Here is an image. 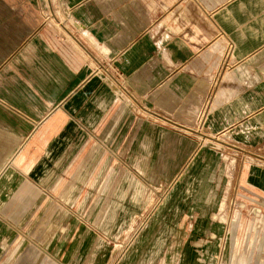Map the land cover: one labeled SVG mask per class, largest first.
Masks as SVG:
<instances>
[{
    "label": "rangeland",
    "instance_id": "rangeland-1",
    "mask_svg": "<svg viewBox=\"0 0 264 264\" xmlns=\"http://www.w3.org/2000/svg\"><path fill=\"white\" fill-rule=\"evenodd\" d=\"M116 1L0 0L2 137L13 127L28 142L48 113L62 112L64 100L97 72L99 84L114 93L95 129L78 110L70 113L84 138L74 137L69 158L47 185L15 170L0 196V264H182L186 246L194 264H264V192L247 184L251 169L264 174V44L256 67L247 59L246 74L242 67L231 72L232 45L224 40V50H213L221 35L207 20L210 0H181L177 9L171 3L165 10H149L169 16L166 21L156 18L137 27L149 39L150 53L132 63L137 72L130 74L131 43L118 39L133 28L118 23ZM180 40L188 46L175 58L170 47ZM44 59L56 73L64 75L61 65L86 76L58 104L39 96L40 108L27 102V93L36 94ZM86 106L96 103L86 101L79 109ZM109 126L115 138L102 137ZM145 126L153 130L151 152L138 166L135 150ZM95 145L111 150L102 151L89 181L77 183L73 174ZM8 150L0 141V172L9 163ZM174 154L181 159L166 179L163 159ZM26 157L22 154V161ZM14 159L11 155V164ZM29 159L21 165L24 172L34 156ZM87 172L80 171L79 178ZM113 172L103 191L102 179L108 181ZM198 179L214 190L217 207L206 211L207 228L194 232L201 214L193 194ZM71 183L65 202L60 194ZM44 194L50 197L48 207ZM152 230V244L144 245Z\"/></svg>",
    "mask_w": 264,
    "mask_h": 264
},
{
    "label": "crops",
    "instance_id": "crops-1",
    "mask_svg": "<svg viewBox=\"0 0 264 264\" xmlns=\"http://www.w3.org/2000/svg\"><path fill=\"white\" fill-rule=\"evenodd\" d=\"M173 4V8L177 9V6H182L181 0H117L112 9L117 11L116 16L118 23L121 25L132 26V32L127 34H121L118 41L130 42L131 45L128 46V53L126 55L127 62L126 72L132 73L137 72L136 66H133V62H140L149 55L150 50L148 49L147 42L149 39L145 37L143 30L137 27L147 26L153 22V19H161L166 21L169 16H163L162 13L156 12L150 13V9L165 10L169 4ZM218 3H221L218 5ZM116 4V5H115ZM207 10L211 11L207 17L209 25L215 28L220 39H217L213 50L220 51L224 50V40L232 45V58H234L235 65L231 72L236 67H242V70L246 74V62L249 65L256 67V61L259 58V52L261 51L264 44V0H210L206 4ZM138 29V30H135ZM209 34V32L206 31ZM167 35V34H165ZM164 35V36H165ZM188 46L187 44L174 41L173 45L170 47L171 52L175 58L180 57V51ZM192 48L188 49L189 56L191 54ZM248 59V60H247ZM247 60V61H246ZM144 61V60H143ZM260 66V62L257 63ZM59 65V64H58ZM246 66V67H245ZM60 68L64 72V75L56 73L48 63L47 60L41 61V66L39 70H45V74L37 75V85L36 94L27 93V101L30 104H36L38 107H43L39 96L46 99L47 101L56 100L57 104L62 101L86 76V73H80L74 75L68 69H64L61 65ZM260 69V67H259ZM47 71V73H46ZM262 71V69H261ZM264 73V69H263ZM102 78L100 72L94 74L92 78L85 80V82L79 87L77 92L70 96L67 100L63 102L62 112H57L53 115L48 113L47 120L35 133V135L28 142H24V139L20 137L18 132L11 127L8 132L4 134V137L0 135V141H3L8 145L9 150V163L4 164L1 167L0 172V196L3 189L6 187L7 183L14 179L15 170L20 169L22 175L30 177L35 183L42 185H47L53 177H55V170L60 168L65 159L69 158L71 147L76 144L74 137L77 136L78 139L84 138L83 133L79 132V127L73 121L70 113L79 111V117L84 120L85 124L90 128H97L102 121L103 113L107 112L110 104L113 102L114 93L109 90L105 85H100L99 80ZM92 94L94 97L92 98ZM244 98L236 99L240 101ZM86 101H94L96 103V108L84 107L79 109L80 106L85 105ZM16 103V102H15ZM56 106V105H55ZM36 107V113L40 114V111ZM37 121V114L33 115ZM32 124L26 127H31ZM152 128L143 127L138 135V149L135 150L137 155L135 158L136 164L139 166L148 157L152 136ZM102 137L115 138L113 135L112 127L109 126L104 130V135ZM119 139V137H117ZM3 139V140H2ZM111 142V141H110ZM136 146V145H135ZM100 146L95 145L92 147L88 154L87 161L84 162V166L79 168L77 173L73 174V180L81 183L89 181L97 171L99 165L103 160V150L110 151L105 146L99 148ZM117 148V143L113 146ZM114 151V150H113ZM22 154L27 157L22 161ZM11 155H15L13 164L10 163ZM34 156V161L29 167L28 172H24L21 167L22 163L28 160L31 163V156ZM21 159L20 163L18 160ZM161 160L163 157H160ZM181 158L178 155H171L169 159H163L165 163L164 178H170L171 174L178 166V162ZM88 170L85 178L80 177V171ZM112 168H109V172ZM27 171V170H26ZM115 171V170H114ZM108 173V172H107ZM106 173V174H107ZM115 176V172L108 181L104 176L100 184L104 185V190H106L111 184L112 178ZM59 178L53 183V188L57 185ZM202 179H198L197 183L199 185L193 191L194 200L197 201V205L201 210L200 217L196 220L193 225V231L199 232L204 231L207 228V223L205 219L206 211L214 209L216 206V197L214 195V190L207 185L201 186ZM247 184L252 188L259 189L264 192V174L258 169H251L248 175ZM36 185V184H35ZM205 187V188H204ZM39 189V188H38ZM37 189V190H38ZM73 189V184L69 186V189L64 190L60 195L63 201L67 202L70 200V191ZM40 191V189L38 190ZM43 194V192H41ZM45 207L50 206V197L44 194ZM151 199L148 200L150 202ZM222 206V205H221ZM242 206V205H241ZM41 207V205H36V208ZM217 207V206H216ZM57 209V208H56ZM255 210V209H254ZM255 216L257 213L254 212ZM59 210L57 209L55 215ZM66 215L65 218H67ZM212 218L215 216L212 214ZM222 222V221H220ZM249 224V223H248ZM73 225L72 227H74ZM241 226V223H240ZM239 226V227H240ZM70 227V228H72ZM247 229V228H246ZM154 230H152L148 236H145L142 240L144 245H151V237L154 235ZM161 235L153 240L156 244H161ZM193 237V235H190ZM71 251L67 250L63 255L67 257ZM182 264H194L193 254L189 246H186L182 253Z\"/></svg>",
    "mask_w": 264,
    "mask_h": 264
}]
</instances>
